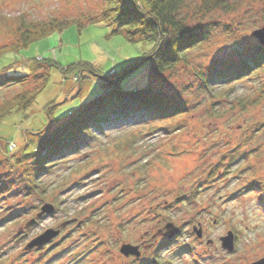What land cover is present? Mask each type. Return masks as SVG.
<instances>
[{
    "label": "rangeland",
    "instance_id": "obj_1",
    "mask_svg": "<svg viewBox=\"0 0 264 264\" xmlns=\"http://www.w3.org/2000/svg\"><path fill=\"white\" fill-rule=\"evenodd\" d=\"M103 7L104 0H0V48L19 38L21 21L81 19L25 48L1 53L0 80L25 78L0 86V104L33 85L40 91L27 111L0 122V175L12 170L10 176L26 181L29 163L52 143L75 148L81 135L90 140L77 153L71 149L50 161L42 156L47 171L33 176L41 187L28 195L20 191L23 184L5 188L8 178H0V190L5 188L0 192V264H30L36 257L37 264H131L121 257V246L148 240L146 232L157 228L165 210L175 224L192 220L201 210L219 220L216 225L207 222L213 237L228 228L238 231V256L263 254L264 185L247 189L250 181H264L263 74L212 90L203 86L200 76L212 64L238 60L240 50L260 44L254 32L264 27V0H221V5L216 0H184L181 17L190 27L208 30L207 38L174 70L160 75L132 71L124 86L148 84L179 92L185 111L163 121L108 124L94 134L89 128L78 130L76 123L66 126L102 91V79L81 72V63L112 74L153 47L86 20ZM74 65L79 66L65 71ZM237 190L241 193L230 197ZM45 203L55 210L29 236L36 238L49 229L59 234L45 243H51L49 247L25 252L15 239ZM72 218L84 223L74 227L67 223ZM186 236L160 251L165 264H195L197 249L210 250ZM153 246L145 252L149 257L156 254Z\"/></svg>",
    "mask_w": 264,
    "mask_h": 264
},
{
    "label": "trees",
    "instance_id": "obj_2",
    "mask_svg": "<svg viewBox=\"0 0 264 264\" xmlns=\"http://www.w3.org/2000/svg\"><path fill=\"white\" fill-rule=\"evenodd\" d=\"M216 1L218 5H221V0ZM183 4L184 0H104V7L100 13L94 17L93 15L87 17L86 20L90 23L101 22L116 28V32H123L132 43L150 42L153 47L130 66L121 71H114L112 74H103L91 64L81 63V72L87 70L102 79V91L92 98L73 119L66 122L67 127L76 123L79 125L78 130L89 128L88 130H93L95 134L96 131H101L108 124L140 123L146 120L163 121L176 117L185 111L186 105L181 100L179 92L171 94L161 89L156 90L148 84L124 86V79L129 77L128 75L132 71L133 74H136L135 71L145 69L149 73L160 75L174 70L182 60H186V55L195 45L207 38L208 30L202 27H190L181 17ZM205 4L207 6L209 3L206 2ZM76 21L81 22V19L78 21L76 18H51L45 21H21L17 29L19 38L13 44H7L0 48V55L9 50L25 48L32 42L53 33L62 32ZM239 55L238 60L212 64L200 76L203 86L212 90L215 86L232 80L259 74H263L264 77L263 45L254 44L246 47L239 51ZM43 60L44 58L38 61L42 62ZM49 65L57 66L56 63L52 62H49ZM75 66L79 65L68 66L65 71L74 69ZM23 78L25 77L0 80V86L17 84ZM33 86L31 89H24L23 92L1 102L0 122L13 113L25 112L30 108L40 91ZM85 111L88 113L83 116ZM81 136L82 138L78 139L79 143L75 148L69 147V143H52L47 152H40V155L32 160L29 163V168L25 170L26 181H21V177L17 179L10 176L12 170L7 174L0 175V178H8L4 187L9 188L23 184L24 187H21L20 191L25 195L34 189H38L41 186L33 176L39 177L47 171L44 168L42 156L48 157L50 161L62 152H64L63 155L67 156L69 153L66 151L71 149L77 153L83 146L90 145L89 138L87 139L85 135ZM20 161L23 162V158L19 159L17 163ZM54 162L50 165L48 163V168L52 167ZM42 196L44 197V195ZM15 216L17 215L12 217Z\"/></svg>",
    "mask_w": 264,
    "mask_h": 264
},
{
    "label": "flooded vegetation",
    "instance_id": "obj_3",
    "mask_svg": "<svg viewBox=\"0 0 264 264\" xmlns=\"http://www.w3.org/2000/svg\"><path fill=\"white\" fill-rule=\"evenodd\" d=\"M255 182L256 183L250 181L247 189L256 190L257 188L255 186H261L262 184L264 185V181L262 182L260 180H255ZM240 193L241 192L239 190L233 191L230 197L238 196ZM40 209L41 207L36 209L34 214L30 216L29 219L37 216ZM167 212L168 210H165L164 213L160 214L161 216L158 219L159 225L156 229L153 228L154 230H148L146 232V237L148 236V240L143 239L141 241L135 242L134 246H138L139 251L141 252L140 256L130 255L127 257L119 252L121 257L124 256L131 260V264H133V262H135V264H165L164 260L160 256V251L173 242L177 240L179 241L182 236L189 235L186 236V238L192 237L196 242H198L200 247L204 245L206 249L210 248V250H213H204L203 248L201 249L198 247L199 249L196 250L198 258L195 259V264H262L259 262L264 259V253L261 255H255L253 257L246 254L238 256L240 254V237L237 230L228 228L226 233L220 234L218 237H213L211 235V233L208 231L207 222L211 221V224L216 225L219 221L218 218L204 216L202 215L201 210H196L193 213L192 220H183L179 224H175L169 219V215L166 214ZM155 213L158 214V212ZM49 216L50 214H45L42 218L37 219V222L32 226L28 228L23 226L20 228L18 232L19 236L15 240L21 241L24 244L23 248L25 252L34 253L36 251H40L44 247H49L51 243L41 246L35 245L33 247H28V244L34 239L29 236L32 228L36 225H39L43 219ZM83 223V221L76 220L75 218H72V220L68 222V224H72L74 227H80ZM168 224L174 225V227L170 228V230L178 228L177 233L173 237H169L167 235L169 230H167L166 226ZM229 235L232 236V246L226 247L224 245V238ZM130 244L133 245V242H130ZM153 245H155L156 254L153 253V255L149 257V255H146L145 252L148 251L150 247H154ZM199 252H204L207 257H200ZM39 260L40 257H36L30 261V264H37Z\"/></svg>",
    "mask_w": 264,
    "mask_h": 264
},
{
    "label": "water",
    "instance_id": "obj_4",
    "mask_svg": "<svg viewBox=\"0 0 264 264\" xmlns=\"http://www.w3.org/2000/svg\"><path fill=\"white\" fill-rule=\"evenodd\" d=\"M254 36L259 40L260 44L264 46V27L255 31ZM54 210H55L54 205H52L50 203H45L41 207L40 212L37 214V216L32 218L31 220H29L25 227L28 228V227L32 226L33 224H35L37 222V219L43 217L45 214H51ZM173 227H174L173 224H168L166 226L167 230H169L167 232V235L169 237H173L178 231V228L170 230V228H173ZM58 234H59V230H53V229L46 230L44 233H42L41 235L34 238L28 244V247H33L35 245H37V246L44 245L45 243H48L53 237H55ZM224 243H225L224 245L226 247H231L232 246V236L229 235V236L225 237ZM120 252L127 257L130 255L140 256V254H141L138 246H134V245L129 244V243L123 244L120 248ZM259 263L264 264V259L261 260Z\"/></svg>",
    "mask_w": 264,
    "mask_h": 264
}]
</instances>
